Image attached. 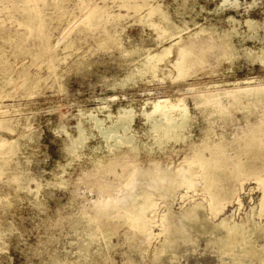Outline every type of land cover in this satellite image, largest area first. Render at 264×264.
I'll return each mask as SVG.
<instances>
[{
  "label": "rangeland",
  "instance_id": "1",
  "mask_svg": "<svg viewBox=\"0 0 264 264\" xmlns=\"http://www.w3.org/2000/svg\"><path fill=\"white\" fill-rule=\"evenodd\" d=\"M263 60L264 0H0V264H264Z\"/></svg>",
  "mask_w": 264,
  "mask_h": 264
},
{
  "label": "bare ground",
  "instance_id": "2",
  "mask_svg": "<svg viewBox=\"0 0 264 264\" xmlns=\"http://www.w3.org/2000/svg\"><path fill=\"white\" fill-rule=\"evenodd\" d=\"M253 20L252 19H248L247 21H245L244 23H250V22H252ZM253 22H255V21H253ZM253 22H252V24H253ZM247 25H249V24H247ZM246 25V26H247ZM251 25V24H250ZM253 26V25H252ZM255 27V26H254ZM252 28V27H251ZM250 28V29H251ZM259 29V28H258ZM257 30V29H256ZM248 31V30H247ZM228 48V50H229V52H231V51H233L232 50V48H231V46L230 47H227ZM191 47H185L184 49H182L181 51H182V53H181V59L183 60V59H187V58H189L190 57V55H189V53H190V51H191ZM263 57V56H262ZM256 58H257V56H256ZM158 60V59H157ZM181 60V61H182ZM258 60H259V57H258ZM260 60H262V59H260ZM264 61V60H263ZM180 62V61H179ZM262 62V61H261ZM151 69L152 70H154V65H152L151 66ZM264 91V89H262V88H259V90H257V93H256V95H255V97L257 98V96L258 97H260L262 94H259V93H262ZM211 96V95H210ZM200 103V102H199ZM204 104V103H203ZM184 108H186V105H185V107ZM222 116H225V115H222ZM180 117H181V121H180V123H179V126H181L182 124H183V120H185L186 119V117H187V112L186 111H182L181 113H180ZM225 119V118H224ZM184 126H185V124H184ZM207 127V126H206ZM209 130H211V129H209ZM208 130V132L210 133V131ZM168 131V129L166 130V132ZM203 131V130H202ZM207 131V130H206ZM157 132V130H155V133ZM206 133V135L208 134L207 132H205ZM162 134H165V133H162ZM211 134H212V132H211ZM211 134H210V136H211ZM166 135V134H165ZM205 137H206V135L205 134H203ZM179 128H171V130L167 133V138H168V140H174V141H176V140H178V138H179ZM209 136V137H210ZM208 137V136H207ZM206 140V139H205ZM120 141H123L124 142V139H122V140H120ZM197 163H199L201 166H203L202 164L203 163H200V161L199 160H197ZM100 164V163H99ZM181 177V176H180ZM182 178V177H181ZM184 180V179H183ZM92 220H94V219H92ZM135 222V221H134ZM99 227H97V230H99L98 229ZM235 233V230H229V235H233Z\"/></svg>",
  "mask_w": 264,
  "mask_h": 264
}]
</instances>
